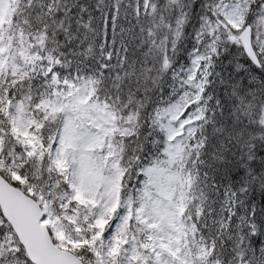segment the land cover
<instances>
[{
    "label": "snow or ice",
    "instance_id": "6c2138e0",
    "mask_svg": "<svg viewBox=\"0 0 264 264\" xmlns=\"http://www.w3.org/2000/svg\"><path fill=\"white\" fill-rule=\"evenodd\" d=\"M0 264H264V0H0Z\"/></svg>",
    "mask_w": 264,
    "mask_h": 264
}]
</instances>
